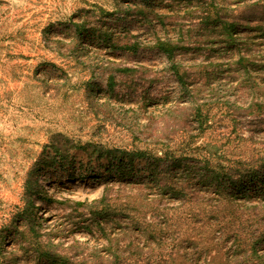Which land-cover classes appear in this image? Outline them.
<instances>
[{"label":"rangeland","instance_id":"rangeland-1","mask_svg":"<svg viewBox=\"0 0 264 264\" xmlns=\"http://www.w3.org/2000/svg\"><path fill=\"white\" fill-rule=\"evenodd\" d=\"M247 1L259 4L243 10L245 17L263 20L264 0ZM209 2L235 8L244 1ZM169 3L0 0V264H33L13 252L17 229L30 218L40 234L64 228L63 237H50L54 243L77 240L89 252L104 253L96 225L88 219L90 228H81V219L70 218L72 202L100 197L106 184L133 190L137 204L151 202L160 192L157 176L181 173L193 158L207 157L210 166L230 172L253 161L247 166L262 176L234 184L207 179L196 186L202 195L236 204L242 213L233 216L241 224L247 220V233L264 230V125L256 122L264 118V68L245 73L235 64L240 56L264 57V23L257 28L241 19L226 30L215 22L203 25L199 43L187 40L198 49L178 52L175 62L209 73L193 97L191 86L187 91L169 70L166 55L152 47L158 38L178 36L174 24L158 19L171 13ZM125 42L139 46L126 52L117 46ZM139 150L147 155H133ZM164 150L180 157V165L165 158ZM200 165L190 172L197 174ZM160 193L165 206L180 202ZM38 196L43 200L36 204ZM154 216L148 211V219ZM73 222L79 223L67 230ZM179 230L193 234L183 222ZM256 237L254 249L264 261V231Z\"/></svg>","mask_w":264,"mask_h":264},{"label":"trees","instance_id":"trees-1","mask_svg":"<svg viewBox=\"0 0 264 264\" xmlns=\"http://www.w3.org/2000/svg\"><path fill=\"white\" fill-rule=\"evenodd\" d=\"M243 1L235 8H218L208 3V0H169L171 13L158 15L160 23L167 20L177 27L178 36L174 40L158 38L152 47L166 55L170 62L169 70L187 91H190L188 86H191L193 97L199 92L201 79H208L209 73L197 64L180 65L175 62L176 54L188 50L195 52L198 49L186 44L193 39L199 43L203 25L220 22L227 30L242 19V22H254L257 28H263L264 17L263 20H257L254 16L245 17L243 14V10L258 5L259 2ZM106 43L110 46L113 42L106 40ZM117 46L121 50L131 52L135 51L139 44L125 42ZM235 64L237 70L242 68L245 73H249V70L255 67L264 68V57L260 59L253 55L240 56ZM112 79L110 75L108 83ZM254 105L258 106L255 103ZM191 108L196 112L199 110L198 105ZM256 122L262 127L264 118H258ZM133 155L146 156L147 153L139 150L133 152ZM163 156L172 159L177 166L180 165V157L173 156L172 152L164 150ZM192 160L190 164L186 163L183 172H175L172 175L159 174L155 181V186L160 192L167 191L179 198L180 202L176 206H165L160 192L151 202L137 204L131 193L133 190L129 192L121 187L114 188L111 184H106L101 196L92 201L72 202L69 206L70 218L75 216L74 218L81 219V228H90V224L86 222L88 219L96 225L106 242V246H103L104 253L95 249L89 252L85 244L77 240L67 246H63L61 241L54 243L50 237H63L61 232L64 228L56 226L40 234L30 218L31 221L27 220L21 230L17 229L19 244L18 249L13 251L14 254L31 258L33 264H38L41 259L46 264H264L254 249L258 241L256 236L264 230L256 229L258 232L253 230L247 233L246 230L252 229L247 220L241 224V221L233 216L234 212H240L236 204L227 202L225 198L202 195L198 193L196 186V183L203 184L207 179L218 181L221 178L234 184L244 177L262 176L257 168L247 166L253 164V161L242 163L237 172H230L210 166L207 157ZM261 161L264 164V159ZM198 163H201L200 171L197 174L190 172L191 167ZM42 200L43 196H38L36 203ZM30 207L32 210L36 209L35 201H30ZM169 209L180 211L183 215L167 218L164 212ZM226 210L231 212H228L231 219L225 216ZM148 211L155 215L152 219L147 218ZM181 222L193 234L181 233ZM73 223L76 224H70L66 229L72 231L74 225L79 222ZM205 224L210 228L202 235Z\"/></svg>","mask_w":264,"mask_h":264},{"label":"bare ground","instance_id":"bare-ground-1","mask_svg":"<svg viewBox=\"0 0 264 264\" xmlns=\"http://www.w3.org/2000/svg\"><path fill=\"white\" fill-rule=\"evenodd\" d=\"M37 204V203H36Z\"/></svg>","mask_w":264,"mask_h":264}]
</instances>
